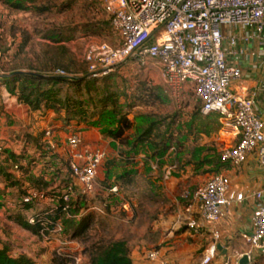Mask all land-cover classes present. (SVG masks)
I'll return each mask as SVG.
<instances>
[{
	"label": "rangeland",
	"instance_id": "obj_1",
	"mask_svg": "<svg viewBox=\"0 0 264 264\" xmlns=\"http://www.w3.org/2000/svg\"><path fill=\"white\" fill-rule=\"evenodd\" d=\"M19 1L23 9L9 5L7 0H0V74L13 68H39L44 65H55L51 68L54 71L63 70L77 75L84 71L88 73L84 58L88 46L107 43L114 47L119 43L100 0ZM110 72L116 74L120 90L126 91L132 104L128 118L133 125L128 131V145L115 144L103 133L114 125L115 120L109 115L91 125H77L71 121L66 126L54 114L44 115L43 120L32 118L30 122H38L37 127L42 129L37 131V136L42 135L40 141L44 144L43 148H49L54 154V171L49 168L52 174L46 175L50 190L61 191L66 183L73 181L71 177L62 179L55 174V169L62 168L61 164L70 159L67 146L70 133L81 134L80 149L98 147L104 152L94 189L86 196L88 207L96 206L103 212L95 209L88 211L91 219L79 235L71 236V229L66 232L68 238L65 239H70L71 243L62 245V254L76 257V260L67 258V264H90L93 244L125 240L133 264H201L200 252L191 259L181 252L182 245L189 243L183 235L188 231L183 218L186 216L188 197L211 175L210 170L197 165L204 151L217 148L218 127L214 131L217 117L213 114L204 116L199 112V102L190 86L184 85L175 96L164 82L157 61H148L140 66L127 59ZM12 100H6L7 109L23 114V110L16 107ZM123 101L124 98H121ZM3 105L0 103V107ZM151 122L161 123L153 134L171 124L174 141L178 139L182 143L173 142L160 154H154L148 144L137 143L132 147L133 138ZM45 132H49L48 135ZM20 136L26 139L32 136V132L21 127L15 138ZM20 142L18 151L28 149L27 152L32 153L29 146ZM120 150L126 152L127 157H122ZM40 168L41 164L32 172ZM10 170L22 179L19 172L12 167ZM129 170L132 171L125 178H118ZM207 172L209 175H206ZM26 183L24 179L22 184ZM114 184L118 191L110 193L108 189ZM152 186H159L160 189L153 190ZM151 190L156 192L154 196H149ZM21 193L17 188L5 189L0 177V200L18 199ZM45 202L50 204L49 197ZM105 202L109 204L107 208L103 206ZM10 216L13 215L7 206L0 205L1 244H6L16 255L25 254L40 264H49L59 244L57 240L54 237L42 240L12 222ZM151 249L158 251L156 260L145 256Z\"/></svg>",
	"mask_w": 264,
	"mask_h": 264
},
{
	"label": "built area",
	"instance_id": "obj_2",
	"mask_svg": "<svg viewBox=\"0 0 264 264\" xmlns=\"http://www.w3.org/2000/svg\"><path fill=\"white\" fill-rule=\"evenodd\" d=\"M100 2L119 43L114 47L99 43L86 48L84 58L90 77L107 74L127 59H132L140 66L146 65L148 61H157L164 82L175 96H178L184 85H188L200 103L199 111L203 115H217V140L232 143L221 149L220 159L238 165L249 153H254L264 168V123L255 106L256 92L242 93L231 89V85L241 79L242 69L227 59L229 55H252L246 47L250 43H256L264 50V0ZM52 73L65 74L63 70ZM259 88L264 90L263 85ZM48 133L45 132V135ZM81 145L80 133L68 135L70 159L66 163L67 172L73 181L66 183L61 190L60 197L65 201L76 195L86 199L87 194L94 189L104 157L100 148L80 149ZM228 188V180L221 174H214L198 185L185 206L186 216L183 219L186 228L194 233L201 227L214 226L230 206ZM108 191L116 193L118 188L113 185ZM251 195L256 199L251 215V230L241 236L249 246L248 264L253 260V253H257L264 262V186ZM242 197L241 193L236 195L237 200ZM46 199L43 192L28 190L21 201L35 203L44 200L47 204ZM7 205L14 208L17 203L8 200ZM92 209L103 212L96 206L86 205L78 214L67 215L79 218ZM32 213L27 216L30 224L34 223ZM38 236L42 240L54 237L59 243L54 255L76 260L71 254H62V245L70 244L71 240L65 239L67 236L60 219L53 222L51 227L40 229ZM211 237L212 240L201 254V264H214L220 236L217 231H213ZM145 256L149 260H156L159 254L156 249H151ZM237 260L238 257L227 258L219 264H237Z\"/></svg>",
	"mask_w": 264,
	"mask_h": 264
},
{
	"label": "trees",
	"instance_id": "obj_3",
	"mask_svg": "<svg viewBox=\"0 0 264 264\" xmlns=\"http://www.w3.org/2000/svg\"><path fill=\"white\" fill-rule=\"evenodd\" d=\"M7 2L15 8L23 9L19 0H7ZM54 66L44 65L39 68L32 66L13 68L3 73L12 74L11 76H0V85L5 87L10 95L15 96L18 103L27 106L29 111L36 112L41 116L52 112L61 118L62 123L66 126L71 121H75L77 125L97 124L100 118L109 115L114 118L115 122L113 126L104 130L103 133L115 144L121 146L128 145L130 142L128 131L133 125L132 120L128 118L132 104L126 91L120 90L116 81V74L110 72L102 77L100 76V78H96L86 75L87 71L81 72L78 75L64 71L65 74L60 75L52 73L54 70L51 68ZM20 70L33 71L43 75L14 73ZM121 98H124L123 102H121ZM213 115L217 117L216 114ZM216 121L217 126L214 131L219 127L218 120L216 119ZM160 125V122L149 123L133 138L132 147H135L137 143L148 144L154 150V154H160L169 149L173 142H177L178 145L182 143L178 139L174 141L173 134L170 131L171 124H168L169 126L161 132L157 131L153 134L154 130L159 128ZM41 136H30L21 140L25 143L24 145L32 149V153L27 152L28 149L14 152L0 146V177L3 178V187L5 189L17 188L22 192L18 199H9V201L17 203L14 208L7 205L8 200H0V205H6L8 210L11 211V215L13 216H10V219L12 222L32 234L38 235L40 229L51 227L53 222L60 219L63 224L64 234L71 229V236H77L87 228L91 214H84L77 219H73L75 217L68 216L67 214H78L80 209L87 205L86 199L76 195L74 198L65 201L60 197L61 191L49 189L50 182L46 179V175L51 176L52 173L49 171V168L52 167L55 159L54 154L49 151V148H43L44 144L40 141L42 140ZM120 153L122 157H127L125 155L126 152L120 150ZM218 160L226 163L220 159V156ZM204 161L210 162V158L205 155L201 158V162ZM39 164H41V168L33 173L32 170ZM61 166L63 167L55 169V174H59L62 179L66 177L69 179L71 176L67 172V163L64 162ZM10 167L19 172L22 179L17 178L13 174L14 172H11ZM51 171H54V169ZM130 171L132 170L124 171L118 178H125L129 175ZM213 171L216 174L217 169ZM24 179L28 183L22 184ZM150 188L153 190L160 189L159 186H152ZM28 190L43 192L46 197L56 201L50 200L49 205L44 204V202L23 203L21 201L22 196ZM155 194V191L151 190L149 192V196H154ZM108 205L107 202L103 203L104 208H107ZM63 207L66 209L63 210ZM31 212L34 215L33 224H30L27 220V216ZM90 257V264H133L125 240H113L104 244H93ZM66 261L64 257L54 255L49 264H67ZM0 264L40 263L25 254L10 255L6 244H1L0 242Z\"/></svg>",
	"mask_w": 264,
	"mask_h": 264
},
{
	"label": "crops",
	"instance_id": "obj_4",
	"mask_svg": "<svg viewBox=\"0 0 264 264\" xmlns=\"http://www.w3.org/2000/svg\"><path fill=\"white\" fill-rule=\"evenodd\" d=\"M240 45L245 47L244 44ZM246 47L253 53L252 55L243 57L229 55L227 57L229 62L237 63L242 69L241 79L232 84L231 89L241 91L242 93L256 92L254 97L255 106L260 112L264 123V90L259 88L260 85L264 86V50L257 46L256 43H250ZM9 96L11 98L6 99ZM11 99H13L12 102L16 107L23 110V114L15 111L10 112L7 109L9 106L6 105V100ZM0 103L5 104L0 107V146L14 152H19L17 149L23 137L20 136L21 138L16 139L15 133L22 127L24 131L32 132V136H37V131H40L42 128L37 127L36 124L38 122L33 124L30 122L32 118L43 120L45 116L29 111L27 106L18 103L15 96L10 95L6 88L1 85ZM47 114L50 116L53 113L48 112ZM39 124L42 125L40 122ZM216 141L217 148L215 152L204 151L202 153V157L206 155L210 158V162L204 161L197 166L202 165L210 170L211 175H209V172L206 173V175H209L208 178L214 175L215 172L213 170L217 169L216 174H221L228 180L229 188L227 196L231 203L222 218L214 226L201 227L194 233L191 231L183 233L189 243L182 245L181 252L184 253L183 256L187 255L190 259L198 252L202 254L207 244L212 240V232L217 231L220 237L217 243L219 248L214 264H219L227 258H239L249 251V246L243 241L241 236L244 233H249L251 230V215L256 205V199L251 194L264 186V168L260 165L254 153H249L246 159L238 165L230 162L222 163L218 160L220 151L230 142L228 140L219 142L217 137ZM239 193L243 196L241 200L236 199V195ZM9 253L12 256H16L14 250H9ZM252 256L253 260L251 264H264L257 253H253Z\"/></svg>",
	"mask_w": 264,
	"mask_h": 264
},
{
	"label": "water",
	"instance_id": "obj_5",
	"mask_svg": "<svg viewBox=\"0 0 264 264\" xmlns=\"http://www.w3.org/2000/svg\"><path fill=\"white\" fill-rule=\"evenodd\" d=\"M14 73H28V74H34V75H43L41 73H36L33 71H24V70L16 71ZM11 75L12 74H0V76H11ZM86 75L90 76V73H87ZM217 247L219 248V246H217ZM237 264H248L247 254H243L241 257H239L237 260Z\"/></svg>",
	"mask_w": 264,
	"mask_h": 264
}]
</instances>
